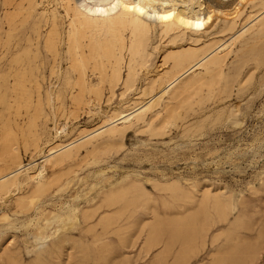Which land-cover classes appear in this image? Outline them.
Listing matches in <instances>:
<instances>
[{
	"label": "bare ground",
	"instance_id": "1",
	"mask_svg": "<svg viewBox=\"0 0 264 264\" xmlns=\"http://www.w3.org/2000/svg\"><path fill=\"white\" fill-rule=\"evenodd\" d=\"M13 1H2L6 11L0 16L5 60L0 67V221L8 228L36 221L24 247L37 263L72 242L69 230L91 220L92 207L77 203L85 196L83 190L63 197L75 177L80 185L94 179L89 186H101L102 203L108 207L128 195L130 186L121 185L125 177L105 171L121 164L108 163L85 176L79 174L81 164L97 163L98 151L130 129L167 134L195 104L241 84L238 77L249 60L256 68L264 65V0H18L8 9ZM153 32L172 40L190 36L188 42L166 48L154 72L149 68ZM48 54L54 64L45 86L42 65ZM64 60L68 66L63 69ZM144 72L145 84L138 87ZM105 86L112 94L123 87L121 101L107 109L99 102ZM131 90L136 92L128 97ZM85 106L100 118L94 126L75 125L70 119ZM136 174L142 177V172ZM156 182L173 197L196 204L193 213L167 224L170 237L197 225L208 208L225 218L226 209H236L244 189L253 185L248 181L233 188L211 178L168 179L164 174ZM9 202L14 207L6 208ZM49 205L54 210H47ZM30 206L36 212L22 219ZM113 221L102 219L105 227ZM53 223L58 226L51 232Z\"/></svg>",
	"mask_w": 264,
	"mask_h": 264
},
{
	"label": "rangeland",
	"instance_id": "2",
	"mask_svg": "<svg viewBox=\"0 0 264 264\" xmlns=\"http://www.w3.org/2000/svg\"><path fill=\"white\" fill-rule=\"evenodd\" d=\"M2 1L0 16L6 11ZM18 2L14 0L8 9ZM4 27L8 29V24ZM189 37L172 40V36L153 32L150 71L159 67L166 48L186 43ZM1 49L0 45L2 52ZM44 56L42 67L46 76L44 85L47 86L52 78L50 69L54 58L51 54ZM4 61L0 53V67ZM60 66L66 68L67 61H61ZM144 75L145 72L139 74L138 87L145 84ZM238 79L242 83L235 82L229 92L215 93L195 104L187 115L184 113L187 117L179 120L167 134L159 136L147 129L138 132L130 129L123 139L116 138L98 151L97 163L81 164L79 174L82 176L95 168H105L108 163L121 164L123 167L105 171L111 175L118 172L125 177L121 185L130 186L128 195L108 207L102 203L101 186H89L94 179L88 177L80 185L75 177L63 197L83 190L85 196L77 203L91 206L95 213L91 210L89 222L68 231L67 236L72 242L65 244L62 250L54 249L37 263L264 264V174H260L264 148L254 152L256 147H264V65L256 68L254 61L249 60ZM122 91L123 87L118 86L112 94L105 86L99 100L103 109L119 103ZM135 92L131 90L127 96L131 97ZM230 110H234L233 113ZM70 119L75 125L88 126H94L100 120L86 106L70 115ZM24 153L28 159L30 154ZM236 164H240L238 169L233 168ZM217 167L220 169L216 170ZM137 171L142 172L143 178L136 174ZM163 174L168 179H175L176 175L197 176L202 181L211 178L216 185L233 188L244 186L248 181L253 185L244 189L236 209L229 203L231 207L226 209L225 218L219 210L208 208L207 215L202 214L197 225L187 227L180 237H170L167 224L193 213L196 204L175 198L156 186V179ZM130 199H133L132 203L127 206ZM54 205L46 206L47 210H54ZM5 207H14L13 202ZM35 212L36 206H30L21 217L25 219ZM105 217H114L109 227L103 225ZM35 223L8 228L0 221V264H8L9 257L19 262L10 264H37L34 263L35 256L27 254L24 247L26 233L35 228ZM57 226V223L51 224V232ZM236 255H240L239 261L233 259Z\"/></svg>",
	"mask_w": 264,
	"mask_h": 264
},
{
	"label": "snow or ice",
	"instance_id": "3",
	"mask_svg": "<svg viewBox=\"0 0 264 264\" xmlns=\"http://www.w3.org/2000/svg\"><path fill=\"white\" fill-rule=\"evenodd\" d=\"M198 27L200 26V25H197Z\"/></svg>",
	"mask_w": 264,
	"mask_h": 264
}]
</instances>
